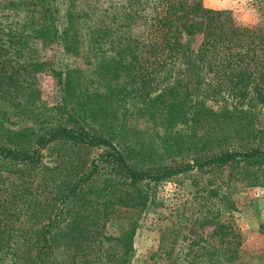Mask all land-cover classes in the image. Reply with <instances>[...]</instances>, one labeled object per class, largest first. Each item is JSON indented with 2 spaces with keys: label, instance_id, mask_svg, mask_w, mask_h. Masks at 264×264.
<instances>
[{
  "label": "trees",
  "instance_id": "obj_1",
  "mask_svg": "<svg viewBox=\"0 0 264 264\" xmlns=\"http://www.w3.org/2000/svg\"><path fill=\"white\" fill-rule=\"evenodd\" d=\"M254 1L260 21L244 26L230 11L207 8L203 0H0V97L16 101L24 113H30L26 106L38 100L35 74L47 65L36 56L32 40H39L43 47L60 46L74 56L85 50L95 61L88 73L69 69L64 82L63 72L49 63L53 79L62 86L53 116L42 121L44 127L38 132L0 134L2 164L8 161L33 168L42 150L58 142L69 145L70 160L77 162L56 168L46 179V187L40 184L42 173L21 179L11 188H0V264H131L136 222L128 224L117 238H106L103 232L119 206L143 210L149 196L148 191H117L116 184L156 186L193 169L264 162L259 142L242 151L226 149L192 157V161L182 158L181 162L147 166L144 160L155 163L157 156L151 148L147 150L141 137L134 136V117L160 128L190 122L197 126L201 122L198 114L206 111L176 98L180 82L159 87L181 50V31L175 23L179 15L204 22L197 60L211 94L241 100L253 89L264 101L258 84L264 76V0ZM117 98L131 102L132 109L118 114L112 106ZM125 114L133 118L127 120ZM248 136L261 140L264 135L253 130ZM15 137H32V148L13 149L1 143L2 138L13 142ZM188 138L184 150H196L198 141ZM93 148L100 152L85 165L82 154ZM157 151L167 154L166 146ZM81 162L83 170L76 174ZM101 165L113 168L108 185L100 187L95 180ZM29 183L36 186L35 191ZM97 193L108 195L98 207ZM260 229L264 231V225ZM222 230L226 235L228 225ZM111 239L113 244H105ZM226 249L234 260L238 258L236 248Z\"/></svg>",
  "mask_w": 264,
  "mask_h": 264
},
{
  "label": "rangeland",
  "instance_id": "obj_2",
  "mask_svg": "<svg viewBox=\"0 0 264 264\" xmlns=\"http://www.w3.org/2000/svg\"><path fill=\"white\" fill-rule=\"evenodd\" d=\"M203 4L207 8L230 11L240 25L253 26L260 21V12L254 0H203ZM175 23L181 31V50L169 76L159 87H172L180 82L176 98L185 103L187 100V103L189 101L211 114L206 111L198 114L201 122L197 126L190 122L168 128H160L134 117L137 129L134 136L141 137L148 144L147 150L151 148L157 156L154 157L155 163L145 158V165L172 164L181 162L182 158L192 161V157H205L211 154L209 152L226 149L242 151L256 147L259 142L262 144L261 149H264V136L262 142L258 137L253 139L248 136L253 130L255 134L263 132L264 135V101L257 98L253 89L249 96L241 100L213 96L197 60V50L204 31L203 20L179 15ZM31 44L36 56L47 62L44 71L35 74L34 87L38 100L36 98L32 106H26L30 113H24L16 101L9 102L0 97V134L31 130L38 132L44 127L42 121H48L53 116L52 108L60 101L62 86L53 79L48 70L49 63L63 72L62 82L69 69L86 73L93 70L90 63L94 64L95 61L86 55L85 50L80 56H74L57 45L43 47L39 40H32ZM258 84L264 93V76L259 78ZM117 100L112 106L118 114H124L125 109H132L133 105L128 100ZM125 115L127 120L133 118L127 116L129 114ZM188 137H192L191 142L198 141L196 150H184V142L189 140ZM129 139L135 141L136 138ZM1 141L13 149H31L33 146L32 137H15L13 142L2 138ZM161 146H166L167 154L164 156L161 155L163 152L157 151ZM99 152L95 148L85 150L81 153L85 156L82 162L88 165L97 158ZM70 158L69 145L58 142L42 150L40 162L33 168L15 166L8 161L4 164L0 162V188H11L21 179L28 180L29 176L42 173L45 175L40 184L46 187V179L56 168L77 164ZM82 162L76 174L83 170ZM112 168L113 165L99 167L95 182L100 187L108 185ZM30 183L29 188L33 192L36 186ZM116 189L134 194L148 191L146 208L131 211L119 206V210L111 214L112 220L103 232L106 238H117L128 224L136 222L131 264H211L212 261L264 264V231L260 229L264 225V162H231L221 167L193 169L161 181L156 186L148 182L136 185L119 183ZM97 194L99 199L95 203L98 207V203H102L108 195ZM89 197L96 200L94 195ZM98 209L100 211V207ZM223 225H228L226 235L222 230ZM215 228L219 229L213 234ZM225 240L230 243H225ZM113 243L111 239L105 244ZM220 246L221 250L213 249ZM226 247L231 250L236 248L238 258L234 260L232 252L227 251Z\"/></svg>",
  "mask_w": 264,
  "mask_h": 264
}]
</instances>
